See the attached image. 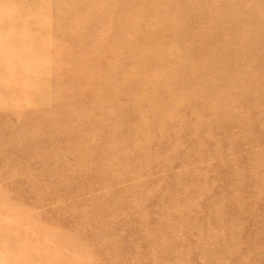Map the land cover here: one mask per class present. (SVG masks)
Masks as SVG:
<instances>
[{
    "label": "rangeland",
    "instance_id": "374dc122",
    "mask_svg": "<svg viewBox=\"0 0 264 264\" xmlns=\"http://www.w3.org/2000/svg\"><path fill=\"white\" fill-rule=\"evenodd\" d=\"M0 264H264V0H0Z\"/></svg>",
    "mask_w": 264,
    "mask_h": 264
}]
</instances>
